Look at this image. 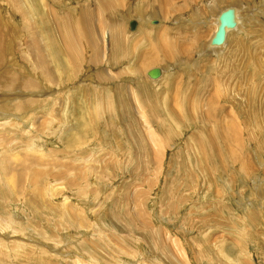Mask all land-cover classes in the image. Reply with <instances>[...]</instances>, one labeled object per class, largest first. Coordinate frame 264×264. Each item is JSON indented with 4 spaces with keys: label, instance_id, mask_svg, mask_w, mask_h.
<instances>
[{
    "label": "rangeland",
    "instance_id": "1",
    "mask_svg": "<svg viewBox=\"0 0 264 264\" xmlns=\"http://www.w3.org/2000/svg\"><path fill=\"white\" fill-rule=\"evenodd\" d=\"M0 48V264H264V0H0Z\"/></svg>",
    "mask_w": 264,
    "mask_h": 264
},
{
    "label": "water",
    "instance_id": "2",
    "mask_svg": "<svg viewBox=\"0 0 264 264\" xmlns=\"http://www.w3.org/2000/svg\"><path fill=\"white\" fill-rule=\"evenodd\" d=\"M218 27L211 39L212 46H221L226 42L227 31L231 28H235L238 25L237 9L235 6H228L218 16ZM156 24L157 20H153ZM130 30H136L138 27V21L136 19L130 20ZM163 70L161 67L156 66L148 70L147 75L152 79H158L162 76Z\"/></svg>",
    "mask_w": 264,
    "mask_h": 264
},
{
    "label": "bare ground",
    "instance_id": "3",
    "mask_svg": "<svg viewBox=\"0 0 264 264\" xmlns=\"http://www.w3.org/2000/svg\"><path fill=\"white\" fill-rule=\"evenodd\" d=\"M236 7V9H237V20H238V25L235 27V28H231V29H229L228 31H227V38H226V42L223 44V45H221V46H212L211 45V39H212V37H213V35H212V37L208 40V42H207V44H206V49H207V51H216V50H220V49H223V48H225V46L227 45V43H228V37L230 38V36L232 35V33H234L236 30H237V28L239 27V26H243L244 25V22H245V19H244V16H243V12H242V10H241V15H240V13H239V6H235ZM28 8V7H27ZM224 10V9H223ZM30 12V11H29ZM221 13V11L219 12V14ZM219 14H218V16H219ZM196 16V15H195ZM218 16H217V18H216V20L214 21V23L216 24V28H214L215 30H214V32L213 33H215V31H216V29H217V27H218V24H219V21H218ZM132 19H135V18H132ZM131 19V20H132ZM137 20V19H136ZM154 20H157V23H156V25L159 23V21H158V19H154ZM130 21V20H129ZM138 21V20H137ZM213 23V24H214ZM247 23V22H246ZM150 24H154L155 25V23L153 22V20L152 21H150ZM242 24V25H241ZM138 26H139V21H138ZM137 29H138V27H137ZM137 29L136 30H130L131 32H137ZM240 30V29H239ZM237 32V31H236ZM3 49V48H2ZM5 51V50H4ZM1 53H2V51H1V48H0V55H1ZM3 55V54H2ZM168 56V55H167ZM166 56V57H167ZM155 59V57L153 56V55H151L150 56V58L149 59ZM150 61H152V60H150ZM160 67V66H159ZM162 68V70H163V74H162V76L160 77V78H158V79H152V78H150L148 75V77L150 78V79H152V80H159V79H161L164 75H165V70H164V68L163 67H161ZM44 69V68H43ZM151 69V68H150ZM148 72V71H147ZM43 73V72H42ZM44 73H47V75L48 76H51V74L46 70V72H44ZM147 74V73H146ZM7 81V80H6ZM18 105H20V104H18ZM24 105H26V104H24ZM14 106V105H13ZM9 108H11V107H9ZM226 129V128H225ZM225 132H223V134H224ZM227 137V136H226ZM161 144V143H160ZM48 264V263H47Z\"/></svg>",
    "mask_w": 264,
    "mask_h": 264
}]
</instances>
